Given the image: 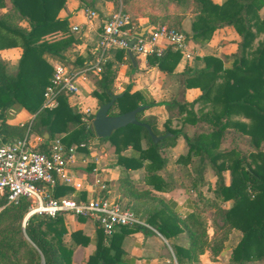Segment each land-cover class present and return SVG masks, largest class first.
<instances>
[{"label":"trees","instance_id":"16d2710c","mask_svg":"<svg viewBox=\"0 0 264 264\" xmlns=\"http://www.w3.org/2000/svg\"><path fill=\"white\" fill-rule=\"evenodd\" d=\"M0 0V5H4ZM11 8L0 14V49L19 47L21 54L13 71L0 58V132L4 139L21 138L27 129L30 133L47 132L49 137L64 134L62 143H84L96 140L110 142L117 155V164L124 170L144 167L147 173L145 183L156 191H166L174 182L157 174L163 169L167 157L164 149L176 144L182 136L186 152L177 158L184 166L190 186L195 188L194 208L184 217L177 215L161 198L149 189H139L128 175L119 179V191L130 199L129 206L135 213L142 212L145 222L154 227L166 239L172 240L185 233L187 245L170 243L177 264H201L200 255L211 252L212 259L220 253L233 230L240 238L232 248L229 264H247L264 258V15L261 9L264 0H160L159 7L164 15L150 17L152 26L167 24L180 29L181 15H170L168 5L178 7L182 14L192 9L196 12L191 31L196 36L210 39L213 33L224 26L233 27L240 36L236 49L231 53L232 62L224 67L220 58L204 56V66L192 72L184 71L186 87H198L200 96L192 102H174L178 123L157 128L152 118L144 117V110L156 104L146 98L143 92L129 89L117 94L109 115L130 111L139 105L145 109L136 114L138 121L146 123L156 136L170 133V136L154 143L145 127L129 124L114 131L110 136L99 138L93 127L87 130L80 115L61 96L59 105L51 110L40 109L44 87L50 82L53 64L47 59L61 58V50L77 39L71 33L63 35L68 26L59 11L65 0H10ZM129 0H123V10L136 23L129 11ZM61 31V32H60ZM66 31V30H65ZM59 37V43L51 42ZM190 35H186L190 49ZM123 50H115L114 57L121 61ZM182 54L167 46L160 56L147 57L149 65L160 71L171 73ZM65 61V60H63ZM83 63V62H82ZM81 63V64H82ZM80 64V65H81ZM113 61L104 64L103 71L95 78L92 95L99 106L115 95L112 83L115 76ZM132 67V63H131ZM24 108L36 113L31 124L9 125L6 112L9 109ZM193 127L192 131L185 126ZM130 147V153L123 152ZM190 168H187V165ZM186 168V169H185ZM212 171L214 181L207 182L205 173ZM225 171L229 182L226 183ZM212 193L208 196L201 187ZM71 189L56 186L55 196ZM74 195V194H72ZM76 196V195H75ZM77 197V196H76ZM82 198V197H80ZM229 201L230 206L224 204ZM5 201L0 200V204ZM132 202V203H131ZM29 207L27 199L9 204L0 211V264H65L70 252L59 240L48 237L43 227L58 218H28L24 227L22 219ZM48 227H46L47 229ZM45 229V230H46ZM120 230L116 233V230ZM211 230V235H209ZM151 233L143 225L119 226L110 237L98 227L96 251L88 258V264H123L120 240L132 232ZM61 234V233H60ZM78 243L83 237L79 231L71 233ZM107 239L106 244L104 239ZM83 243L87 238H83Z\"/></svg>","mask_w":264,"mask_h":264},{"label":"crops","instance_id":"0c3cea01","mask_svg":"<svg viewBox=\"0 0 264 264\" xmlns=\"http://www.w3.org/2000/svg\"><path fill=\"white\" fill-rule=\"evenodd\" d=\"M159 1L160 0H129L130 4L128 5V9L130 13L135 16L136 23H134V25L137 30L143 32L144 28L146 30L149 29L152 26L150 17H160L164 15L163 10L159 7ZM213 1L216 3L223 2V0ZM3 3L4 5H0L2 9L0 14L5 13L11 8L10 0H4ZM84 6L92 8L97 12L98 16L91 22H88L84 16ZM117 6V0H65V4L58 15L67 20L69 29H71L73 25H78L79 30L75 32V38L77 40L71 45L73 55H69L68 53L66 55L61 54V58L65 61L55 56H48L47 59L49 62L54 64V60H58L70 67L79 66L89 56L90 50L97 40L99 31L98 26L106 16L116 10ZM168 10L172 16H182L180 29L185 35H190L189 38L191 39L189 50L192 57L190 59L181 57L177 66L171 73L160 71L156 66L149 65L147 57L135 53H132L133 61L130 60L128 55L127 59L122 56V60L118 61L114 57V53L109 59L113 61L112 68L115 72L112 83L114 93L120 94L125 89H129L130 92L141 91L146 98L154 100L156 104L144 110V117L155 120L159 130H163L165 125L175 126L179 121L177 108H171V104H174V102H192L201 94V90L198 87L185 86L184 71L192 72L195 69L202 68L204 66L202 58L208 55L220 58L224 67H229L232 62V58L230 57L231 53L236 49V43L240 40L239 34L231 26H224L217 29L208 40L203 37H198L196 36V32L191 31V23L195 18L196 12L189 9L188 12L182 14L181 10L173 4L168 5ZM260 13L264 15V6ZM159 45L161 47L164 46V49L167 47L163 40L159 41ZM20 54L21 48L19 47L0 49V57L3 60L12 59L15 65ZM66 62L72 63L68 64ZM93 90H95V78L90 76L87 80L81 82L79 91L76 94L67 98L68 104L79 113L80 118L82 109L89 108L95 113L99 107L97 98L92 95ZM9 110H11L10 113ZM9 110L6 112L5 119L6 123L9 125H22L25 123L30 125L36 115V113H30L24 108H11ZM15 113L16 115H14ZM1 123L0 118V128ZM184 129L192 131L193 127L187 125ZM27 130H29V128ZM45 134H47V132H43L42 135L38 133L33 135L42 137L45 141L55 137L61 139L64 136V134H55L49 137L47 134L48 138L46 139ZM70 145L77 146L75 159L71 162L69 170L75 182L80 184V189L76 190L70 184L60 183L58 186L68 187L72 191L71 194H69L70 192H65L60 196H69L72 194L82 198L94 196L95 193H92V190L95 187L94 181L98 178L105 182L107 185V192L112 199L119 201L124 206H129L130 199L122 196L119 191V179L128 175L137 183L139 189H149L152 194L161 197L180 217H184L188 212L193 210L195 188L190 186L186 174L184 175V166L177 163V158L186 152V146L182 136L177 138L174 146L164 149L163 155L167 157V162L163 169L157 171V174L164 179L170 178L174 182L173 186L166 191H156L145 183L147 173L144 167L126 171L122 166L118 165L115 148L108 141L99 143L96 140H90L87 145L84 144L81 146L74 142ZM123 153L129 154L130 147ZM187 168H190L189 164ZM224 174L226 183L228 184V171H225ZM204 176L207 182L212 183L214 181L212 171L207 170ZM201 189L208 196H212V193L206 191V186L201 187ZM224 206L229 207L230 202L227 201ZM138 214L143 220L145 219L142 212H138ZM58 219H60L62 223L57 224L58 226L56 229L54 225L56 231L51 227L52 231L47 230V232H49L48 237L52 239H54L57 233L55 240H59L58 237L60 235L61 245L70 252L67 256L68 262L65 264H88L87 261L89 256L96 251L98 226L91 220L75 217L71 214H65L64 217L60 216ZM145 226L151 230V233L145 235L137 231L125 234L121 238L119 242L123 251L120 256L121 262L123 264H177L170 243L174 242L186 246L187 238L185 233H180L176 238L168 240L146 222ZM45 229L46 228H44V230ZM76 231H79L81 236H83L78 238V243L71 237V233ZM119 231V229L116 230V233ZM209 233V235L212 234L211 230H209ZM83 238H87L86 243L82 242ZM229 239L224 243L222 251L214 256V259H212L211 252L209 251L200 255V263L220 264L222 254H224L223 258L227 261L226 263H228L232 248L235 246L230 247L226 251V245ZM106 240L105 238L103 241L105 244L107 242Z\"/></svg>","mask_w":264,"mask_h":264},{"label":"built area","instance_id":"2783aa9c","mask_svg":"<svg viewBox=\"0 0 264 264\" xmlns=\"http://www.w3.org/2000/svg\"><path fill=\"white\" fill-rule=\"evenodd\" d=\"M117 1L116 10L98 26L97 40L81 65L70 67L59 61L53 64V73L50 82L44 87L40 109H54L59 105L61 96L69 98L76 94L82 81L103 71L104 64L115 50H123V56L127 59L131 40L132 53L144 57L153 54L160 56L164 49V46L159 45L161 40L180 51L182 58L192 57L182 30L161 24L140 32L131 22L130 15L124 12L122 0ZM83 12L88 22L98 16L89 7L84 6ZM71 30L78 31V25H73ZM80 114L85 128L91 129L95 113L86 108ZM76 148V145H64L59 137L48 141L34 135L30 137L29 130L21 138L8 139H4L0 132V200L5 201L0 204V211L9 204L27 199L29 207L25 220L32 216L53 219L71 214L93 221L106 237H110L119 226H145L139 214L109 196L107 185L98 178L94 181V196L80 198L75 195H54V189L60 183L80 189V184L75 182L69 170L75 159Z\"/></svg>","mask_w":264,"mask_h":264},{"label":"water","instance_id":"95a60500","mask_svg":"<svg viewBox=\"0 0 264 264\" xmlns=\"http://www.w3.org/2000/svg\"><path fill=\"white\" fill-rule=\"evenodd\" d=\"M144 30L146 29L144 28ZM132 44H133V40L129 42V49L127 50V55L129 56L131 61H133V54L130 49ZM117 96H118L117 94L113 95L111 100H109L106 103L101 104L96 110L94 114V118H93V129H94L96 136H98L99 138L108 137L114 131L122 127H125L129 124L140 125V126L145 127L154 143H157L159 140L165 138L166 136L171 135L170 133H166L165 135L156 136L152 132L148 124L142 123L137 120L136 114L142 111L143 109H145L146 106L144 105H139L136 108L130 111L124 112L122 114L109 115L108 111L110 107L113 105L114 100L117 98ZM45 138L46 139L48 138L47 134H45Z\"/></svg>","mask_w":264,"mask_h":264},{"label":"rangeland","instance_id":"374dc122","mask_svg":"<svg viewBox=\"0 0 264 264\" xmlns=\"http://www.w3.org/2000/svg\"><path fill=\"white\" fill-rule=\"evenodd\" d=\"M2 11V9L0 8V12ZM66 30V31H65ZM62 31H64V33H63V35L64 34H68V33H71V34H73L74 35V37L76 36V33L75 32H73L71 29H69V27L67 26L66 28H64ZM61 32V31H60ZM52 37H50V40H51V42H54L55 41V44H58L59 43V37L58 38H56V36L55 37H53V39H51ZM73 44V43H72ZM72 44H70L69 46H67V47H65L64 49H62L61 50V54H69V55H73V51L71 50V45ZM12 48V47H11ZM69 57H71V56H69ZM1 58V57H0ZM2 59V58H1ZM53 59H55V58H53ZM3 60V59H2ZM4 61L6 62V64H7V69L9 70V71H13L14 70V67H15V64H14V61L12 60V59H10V60H5L4 59ZM55 62H57L58 60H54ZM66 63H68V64H71L70 62H66ZM10 111L11 110H9V113H10ZM12 113V112H11ZM14 115H16V113L14 114ZM20 116V115H19ZM18 116V117H19ZM33 136V133H30V137H32ZM65 215V214H64ZM64 215H62V217H64ZM25 216H26V213L24 214V216H23V219H22V227H24L25 226V224H26V221L28 220H25ZM58 220H60V219H56L55 221H53V222H48L44 227H43V230H44V228H46V227H48L46 230H44V231H46V233L49 235V232H47V230H51L52 231V228L51 227H53V229H54V225H55V229L57 228V224H61L62 223V221L60 220V221H58ZM54 229V230H55ZM56 231V230H55ZM240 234L241 233H239L237 230L236 231H232L231 232V235H230V239H229V241L227 242V245H226V251L230 248V247H233L234 245H236V243H237V241H238V239L240 238ZM223 255L224 254H222L221 256H222V259L220 260L221 261V263L220 264H229V263H226L227 261H225V259L223 258ZM20 264H28L26 261H21L20 262ZM247 264H264V258L263 259H261V260H258V261H252V262H249V263H247Z\"/></svg>","mask_w":264,"mask_h":264}]
</instances>
